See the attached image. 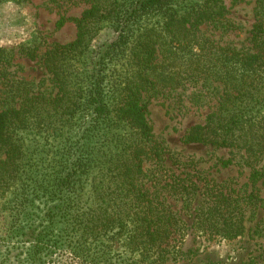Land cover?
<instances>
[{
  "label": "trees",
  "instance_id": "obj_1",
  "mask_svg": "<svg viewBox=\"0 0 264 264\" xmlns=\"http://www.w3.org/2000/svg\"><path fill=\"white\" fill-rule=\"evenodd\" d=\"M86 2L74 18L76 37L46 52L43 89L17 76L14 51L0 47V195L13 194L2 234L27 244L31 264H165L180 253L187 229L179 205L207 238L238 237L261 212L254 231L264 237V0H254L255 23L243 42L214 37L237 28L222 0H198L182 14L175 0ZM103 21L116 38L91 49L90 33ZM156 93L181 108L189 96L204 98L203 120L182 141L228 149L221 166L242 163L248 181L172 167L176 159L147 118V98ZM81 119L78 138L44 170L18 135L71 129ZM38 197L44 205L22 214Z\"/></svg>",
  "mask_w": 264,
  "mask_h": 264
},
{
  "label": "rangeland",
  "instance_id": "obj_2",
  "mask_svg": "<svg viewBox=\"0 0 264 264\" xmlns=\"http://www.w3.org/2000/svg\"><path fill=\"white\" fill-rule=\"evenodd\" d=\"M196 1L198 0H175L181 14ZM222 1L225 17L231 19L237 28L227 33L214 31V37L222 41H245L255 23L254 0ZM87 6L86 0H0V47L14 51V62L20 66L17 76L32 83L34 88L43 89L48 86V75L43 65L46 52L54 43H67L76 37L77 28L74 18L80 16ZM60 19L63 21L61 25L58 24ZM116 35L117 32L109 21L100 22L90 33V48L101 47L113 41ZM34 46L35 51L32 56L26 55L22 48ZM84 65L83 63V67ZM190 91L191 89H188L185 94L188 95ZM203 99L197 100L189 96L184 101L186 107L181 108L179 104L161 94H151L147 98V118L155 141L169 150L168 156L176 159H170L169 163L172 167L193 164L196 170L217 181L247 182L249 169L242 163L221 166L220 162L230 157L228 149L186 144L182 141L185 130L190 125L203 120L207 112V108L202 106L205 105ZM81 122L82 119L71 129H57L45 135L31 129L19 131L18 135L27 151L35 158H42L39 164L44 170L45 163L56 154L55 151L60 146L78 138L82 130ZM74 154L73 151L72 155ZM258 166L264 170V157ZM89 181L88 178L83 181L84 199L88 197ZM258 185H260V195L264 198V184L261 185L259 182ZM12 196L11 191L0 195V264H31L25 258L27 244L13 245L14 240L2 234L1 221L3 217L11 214ZM43 199L36 198L35 205L27 207L21 213L37 211L38 206L44 205ZM176 207L186 221L187 229L180 244V253L173 258L170 257L165 264H264V237L254 231L257 219L262 216L261 212L246 222V229L242 235L223 239L207 238L195 232L188 213L179 205Z\"/></svg>",
  "mask_w": 264,
  "mask_h": 264
}]
</instances>
